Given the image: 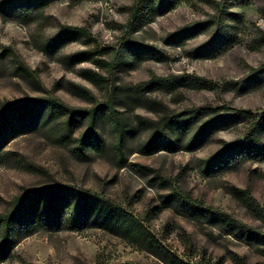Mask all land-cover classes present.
<instances>
[{"label": "rangeland", "instance_id": "1", "mask_svg": "<svg viewBox=\"0 0 264 264\" xmlns=\"http://www.w3.org/2000/svg\"><path fill=\"white\" fill-rule=\"evenodd\" d=\"M152 1L52 0L44 13L31 22L0 13V52L10 48L7 55H0V111L15 102L54 99L83 114L71 136H65L63 118L55 114L39 125L23 127L3 144L0 215L8 216L16 198L29 188L69 184L91 189L110 203L124 207L166 249L191 264H236L231 252L245 256L248 264H264V253L258 247L235 238L221 225L201 222L181 214L173 206H164L160 196L170 188L131 166L137 162L154 168L172 178L180 192L202 200L204 207L223 211L264 233V222L229 191L231 186L247 188L264 205V161L249 160L211 175L204 172V166L228 145L243 141L247 122L219 130L197 149H188L189 140H185L171 149L143 153L139 148L150 131L138 125L136 118L140 114L158 119L162 114L159 102L175 113L200 106L261 112L264 80L246 92L224 87L210 90L180 86L171 91L157 88L142 93L129 87L148 79L151 73L189 72L221 82L249 74V66L264 63V45L258 48L249 45L259 31H264V0ZM132 5L133 10L126 9ZM224 7L239 13L244 20V25L236 30L241 42L211 57L203 52L215 29L188 38L181 45L172 43L170 34L176 29L189 23L216 20ZM65 25L84 26L90 39L76 38L54 52L44 50V42L59 34ZM126 41L154 47L164 57L137 60L126 55L113 71L96 66L94 58H112L113 49L118 50ZM102 48L109 51L100 54ZM200 49L202 55L198 56L195 52ZM90 51L93 54L90 59L75 61ZM19 63L34 73L17 70ZM88 68L123 86L113 89L96 83L85 76L84 70ZM116 124L130 130L123 134L124 163L116 152L121 134ZM90 128L103 138V147L95 150L89 146L84 155H76L73 152L76 139ZM148 211L150 218L146 220ZM13 234L14 242L1 264H21L22 260L36 264H173L139 238L99 226L82 231H50L23 223L15 227ZM2 240L0 230V243Z\"/></svg>", "mask_w": 264, "mask_h": 264}, {"label": "trees", "instance_id": "2", "mask_svg": "<svg viewBox=\"0 0 264 264\" xmlns=\"http://www.w3.org/2000/svg\"><path fill=\"white\" fill-rule=\"evenodd\" d=\"M51 1L4 0L0 1V13L14 20L31 22L44 13L45 6ZM149 1L141 0V3ZM212 1L214 2V0ZM126 9L133 10V5L127 6ZM240 25H244L241 15L224 7L216 20L186 24L170 34V38L172 43L181 45L188 38L206 33L211 28L215 29L213 37L205 52H203V55L211 57L241 42V38L236 31ZM61 27L59 34L44 42L42 46L44 50L54 52L76 38L90 39L89 31L84 26L65 25ZM249 45L251 48H258L264 45V31H259ZM9 51L10 48L7 47L0 52V55H7ZM107 51H109V48H102L99 53L103 54ZM113 52L115 55L110 59L103 57L94 58L93 61L96 66L113 71L117 69L126 55H132L133 59L137 60L148 58L163 59L164 57L154 47L140 46L128 41L124 42L118 50L115 51L113 49ZM195 53L198 56L202 55L201 49ZM92 55L91 51L84 53L78 56L75 61L81 62L90 59ZM16 67L17 70L25 74L34 73L23 63L17 64ZM249 68V74L225 82L189 72L169 75L151 73L148 79L129 87H134L142 93L157 88L171 91L180 86L189 89L210 90L224 87L229 90L235 89L240 92H246L260 85L264 80V63L257 67L249 66ZM84 73L86 77L105 87L116 89L123 86H117L116 81L93 69H85ZM159 104L161 105L162 114L158 119L140 114L136 116L138 125L150 131L147 140L139 148L141 152L153 153L160 149H171L175 144L185 140H189L187 143L188 149H197L205 145L219 130L247 122L248 128L243 141L228 145L219 156L204 166V172L211 175L234 168L249 160L264 161V110L255 112L250 109H237L227 106H200L175 113L164 103L159 102ZM110 113L113 114L112 111ZM55 114L63 118L62 123L66 130L65 136L67 137L71 136L74 126L83 119L82 113L73 111L54 99L15 102L5 107L0 111V149L9 138L18 135L23 127L39 125L45 121L44 119H49ZM111 117L116 121L115 115ZM116 126L118 127L119 125L116 124ZM128 131L130 130L122 126L118 127V132L121 134L119 135L116 152L123 163L125 162L123 134ZM103 143L104 140L100 134L90 128L80 138L76 139V146L73 148V152L76 155H84L89 146L99 150L103 147ZM131 166L135 170L151 174L154 182L170 188L169 192L160 196L161 203L164 206H173L181 214L191 216L201 222L217 223L235 238L255 245L264 253V233L256 232L248 225L223 211L210 206L204 207L202 200L192 198L188 192H180L174 186L172 178L163 176L154 168L137 162H132ZM229 191L264 222V205L252 195L249 189L231 186ZM149 215L150 212L148 211L144 219L149 220ZM23 223L32 228L40 227L50 231L60 229L82 231L93 226L104 227L126 237L139 238L145 242L148 248L158 251L170 263L191 264L166 249L154 234L124 207L110 203L101 194L91 189H81L69 184L54 183L37 188H29L23 196L16 198L11 213L8 216L0 215V230L3 235V240L0 243V264L8 257L14 242L13 231L15 227ZM231 257L236 264H248L246 257L237 252H231ZM21 264L36 263L22 260Z\"/></svg>", "mask_w": 264, "mask_h": 264}]
</instances>
